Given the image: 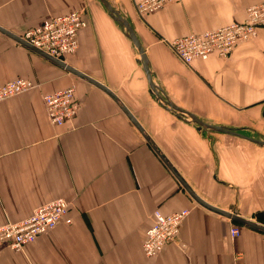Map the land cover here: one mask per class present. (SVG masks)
Masks as SVG:
<instances>
[{"label": "crops", "instance_id": "crops-1", "mask_svg": "<svg viewBox=\"0 0 264 264\" xmlns=\"http://www.w3.org/2000/svg\"><path fill=\"white\" fill-rule=\"evenodd\" d=\"M108 2L132 25L165 99L209 124L251 126L264 138V27L229 56L191 64L166 42L243 20L264 0H175L146 18L134 0ZM74 10L86 26L64 62L16 42ZM17 76L35 87L0 102V225L61 197L72 222L19 251L0 246V264H264V230L232 217L264 226L256 216L264 211V146L164 106L102 0H0V86ZM67 87L79 109L55 125L43 96ZM183 208L177 241L148 257L142 243L156 213Z\"/></svg>", "mask_w": 264, "mask_h": 264}, {"label": "built area", "instance_id": "built-area-1", "mask_svg": "<svg viewBox=\"0 0 264 264\" xmlns=\"http://www.w3.org/2000/svg\"><path fill=\"white\" fill-rule=\"evenodd\" d=\"M170 0H134L138 14L142 18L158 9ZM247 16L243 22L191 33L168 40V44L177 56L187 64L197 58L206 59L213 52L227 56L233 48L258 34L264 27V2L247 7ZM86 26V20L80 10L50 16L23 35L16 42L33 48L56 62H64L66 57L76 52L79 46L78 34ZM167 42V40H166ZM35 83L23 76H17L0 86V102L32 90ZM48 117L55 125H63L74 118L79 109L73 87H67L43 96ZM70 202L63 198L52 199L38 206L34 212L19 222L0 225V246L21 250L37 236L55 228L60 221L71 222L67 217ZM189 214L188 208L172 213H156L154 222L146 229L142 247L148 257H155L180 234L183 220ZM240 232L239 226L231 228L232 235ZM235 264H246L237 261Z\"/></svg>", "mask_w": 264, "mask_h": 264}, {"label": "water", "instance_id": "water-1", "mask_svg": "<svg viewBox=\"0 0 264 264\" xmlns=\"http://www.w3.org/2000/svg\"><path fill=\"white\" fill-rule=\"evenodd\" d=\"M102 2L104 3V5L106 6L107 10L110 12L111 15H113V17L120 22L129 32V36L130 38L133 40L135 47L138 50L139 53V59L141 60L144 70L146 72V75L148 77V80L150 82V86H151V90L155 93V95L157 96V98L159 99V101L166 106L167 108H170L172 110H177L182 112L183 115H188L190 116V120L196 122L197 124H199L200 128H203L205 130H213V131H217V132H221V133H227V134H232L235 136H239L245 139H248L250 141L256 142L262 146H264V138L262 137H256V136H252L250 134L244 133L242 132L239 128H232V127H227L224 125H214V124H209L205 121H203L202 119L198 118L196 115L186 112L185 110H183L182 108H180L179 106H177L176 104H174L172 101L165 99L161 93L159 92L156 84L153 81V76H152V72L149 66V62H148V58L143 50V47L132 27V25L130 24L129 20L115 7H113L108 0H102ZM263 114H264V110H263ZM256 216L258 218H261L264 220V211H260L256 214ZM232 217L236 220H240L248 225H251L253 227H257V228H261L264 230V226H261L259 224H256L242 216H240L238 213H233Z\"/></svg>", "mask_w": 264, "mask_h": 264}, {"label": "rangeland", "instance_id": "rangeland-1", "mask_svg": "<svg viewBox=\"0 0 264 264\" xmlns=\"http://www.w3.org/2000/svg\"><path fill=\"white\" fill-rule=\"evenodd\" d=\"M172 1H175V0H170V1H167L164 5H166L167 3H169V2H172ZM163 5V6H164ZM162 6V7H163ZM161 7V8H162ZM82 13H83V15H84V12L83 11H81ZM246 16H247V10H246V12H245V17H244V19L243 20H233L232 22H230V23H228V24H226V25H224V26H227V25H230V24H232V23H234V22H243L245 19H246ZM85 18V17H84ZM224 26H221V27H224ZM217 28H220V27H217ZM213 29H216V28H211V29H208V30H213ZM258 32H259V30H258ZM191 34V33H190ZM258 35V34H257ZM256 35V36H257ZM255 36V37H256ZM255 37H253V38H255ZM241 44V43H240ZM239 45V44H238ZM229 54H231V52L229 53ZM251 121L254 123V124H258V122L257 121H255V118L254 117H252L251 118ZM253 123H252V126H253ZM249 127V128H248ZM237 126V127H235V128H239L242 132H244V133H247V134H250V135H252V136H256V137H262L260 134H258L257 132H253L254 131V129L251 127V126ZM264 128V127H263ZM247 129H249V130H247ZM253 130V131H252Z\"/></svg>", "mask_w": 264, "mask_h": 264}, {"label": "bare ground", "instance_id": "bare-ground-1", "mask_svg": "<svg viewBox=\"0 0 264 264\" xmlns=\"http://www.w3.org/2000/svg\"><path fill=\"white\" fill-rule=\"evenodd\" d=\"M122 26H123V25H122ZM123 27H124V26H123ZM124 28H125V27H124ZM125 29H126V28H125ZM126 32H127V34H129V32H128L127 29H126ZM251 39H252V38H251ZM166 40H167V39H166ZM249 40H250V39H249ZM245 41H248V40H245ZM245 41H243V42H245ZM167 43H168V40H167ZM241 43H242V42H241ZM237 45H238V44H237ZM237 45H236V46H237ZM236 46H235V47H236ZM235 47H234V48H235ZM234 48H233V49H234ZM231 52H232V51H231ZM212 54H218L219 56H222V55H220L218 52H213V53H211V54L208 56V58H209ZM229 55H230V54H229ZM229 55H227V56H229ZM227 56H222V57H227ZM208 58H206V59H208ZM201 59H202V58H201ZM5 83H6V82H5ZM73 88H74V87H73ZM60 90H61V89H60ZM57 91H59V90H57ZM57 91H55V92H57ZM74 92H75V88H74ZM52 93H54V92H52ZM75 97H76V95H75ZM45 109H46V108H45ZM46 112H47V111H46ZM47 116H48V113H47ZM48 119H49V117H48ZM49 121L51 122L50 119H49ZM51 123H52V122H51ZM61 198H63V197H61ZM63 199H65V198H63ZM65 200H66V199H65ZM66 201H67V200H66ZM67 202H68V201H67ZM67 217H69L68 214H67ZM69 218H71V217H69ZM60 222H61V221H60ZM60 222H59V223H60ZM71 222H72V218H71ZM59 223H58V224H59ZM53 229H54V228H53ZM51 230H52V229H51ZM41 235H42V234H41ZM37 237H38V236H37ZM37 237H36V238H37ZM32 242H33V241H32ZM30 243H31V242H30ZM28 244H29V243H28ZM26 245H27V244H26ZM26 245H25V246H26ZM25 246H24V247H25Z\"/></svg>", "mask_w": 264, "mask_h": 264}]
</instances>
